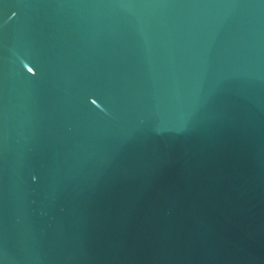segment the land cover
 <instances>
[{"label":"water","instance_id":"obj_1","mask_svg":"<svg viewBox=\"0 0 264 264\" xmlns=\"http://www.w3.org/2000/svg\"><path fill=\"white\" fill-rule=\"evenodd\" d=\"M0 264H264V0H0Z\"/></svg>","mask_w":264,"mask_h":264}]
</instances>
